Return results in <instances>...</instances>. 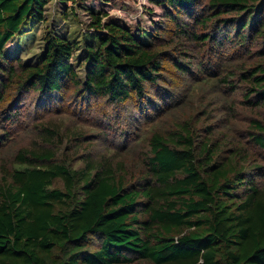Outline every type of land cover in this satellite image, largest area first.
Returning a JSON list of instances; mask_svg holds the SVG:
<instances>
[{"label": "trees", "instance_id": "16d2710c", "mask_svg": "<svg viewBox=\"0 0 264 264\" xmlns=\"http://www.w3.org/2000/svg\"><path fill=\"white\" fill-rule=\"evenodd\" d=\"M51 1L136 0H0V144L35 135L0 165V264H264V0H147V42L91 14L83 78L52 31L3 51Z\"/></svg>", "mask_w": 264, "mask_h": 264}, {"label": "rangeland", "instance_id": "374dc122", "mask_svg": "<svg viewBox=\"0 0 264 264\" xmlns=\"http://www.w3.org/2000/svg\"><path fill=\"white\" fill-rule=\"evenodd\" d=\"M97 13L101 16L102 22L112 21L118 23L127 27L133 34H136V31L140 28L139 38L145 42L149 41L150 32L155 27H159L161 22H165L166 28L169 26L168 21H166L163 16V11L148 3L147 0L111 1L106 3L100 1H86L80 6L72 5L71 3L65 4L58 1H51L45 7L44 20L35 24L30 31L12 37V39L5 44L3 51L5 54L20 56L26 63L36 64L43 56L45 46L43 36L47 31H52L61 37L67 38L70 42L77 43L71 61L77 73L83 78L85 68V64H82V59L85 55L84 44L86 42H95V40H93V33L96 31L94 28L89 27L91 22L90 15ZM169 35L170 34L167 33L164 36L167 38ZM81 61L82 63L79 65ZM168 66L170 67V65ZM169 72H171L169 78L176 81L178 75L175 73L174 69L169 70ZM164 82L167 81H160L159 84H164ZM68 116L71 115H68L67 111L64 110H62L61 114L54 115L55 118L58 117L59 119H63L68 125L72 126L73 123H70L72 121H70L71 119ZM126 120L129 121L130 119L126 118ZM74 124L80 126L88 135L94 133L90 125L84 122L78 121ZM143 128L147 130L149 125L145 124ZM24 132L25 131L22 133L24 134ZM19 134L15 136L17 137L16 141H14V137H11L12 139L8 141L10 144H0V165L8 164L16 149L20 145H28L30 140L35 136L31 132H29V137H27L26 134L23 137H19ZM108 138V140L112 142L111 139L113 135L109 134ZM115 144L117 143L115 142ZM140 147L146 149L145 144L140 143L138 147H134L131 150L139 152ZM104 148L113 149L109 141L106 143L99 139L94 141L91 146H86L85 148L81 147L78 150V154L93 153L98 155L103 152ZM75 165L81 166V163H75ZM56 184L60 186L61 183L56 182Z\"/></svg>", "mask_w": 264, "mask_h": 264}]
</instances>
